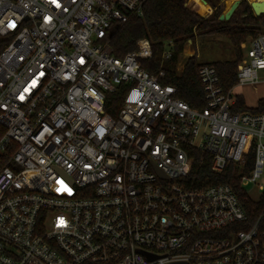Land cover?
Wrapping results in <instances>:
<instances>
[{"label": "built area", "instance_id": "built-area-1", "mask_svg": "<svg viewBox=\"0 0 264 264\" xmlns=\"http://www.w3.org/2000/svg\"><path fill=\"white\" fill-rule=\"evenodd\" d=\"M144 1L0 0V264H264V214L247 224L229 184L188 181L202 152L264 199V113L234 112L210 64L192 107L143 66L148 37L115 55ZM250 44L239 84L264 70V31Z\"/></svg>", "mask_w": 264, "mask_h": 264}, {"label": "trees", "instance_id": "trees-1", "mask_svg": "<svg viewBox=\"0 0 264 264\" xmlns=\"http://www.w3.org/2000/svg\"><path fill=\"white\" fill-rule=\"evenodd\" d=\"M213 8V12L204 16L188 5V0H145L143 13L130 14L129 20L120 25L110 37V45L117 56H124L136 48V42L143 37L152 41L153 56L143 60V66L154 75L160 77L164 85L178 88V96L186 100L194 108L206 107L204 86L199 74L202 65L210 64L217 70L220 84L225 91L233 90L239 85L238 66L244 56L243 43H248L264 31V14H256L249 0H241L239 6L229 20L220 16L225 9L222 0H205ZM222 36L227 38L233 49L232 59L216 60L211 63L200 61L193 55L187 58L182 68L178 63L189 43L198 38ZM172 41V55L164 57L167 44ZM126 84L109 95L107 107L115 116L124 102L127 92ZM233 111L264 113V97L258 100L256 107L247 105L242 95H236ZM3 129L0 127V134ZM204 157V159H203ZM212 157L199 152L195 158L192 171L188 176L192 187H206L212 184H229L238 195L247 214V224H254L264 214V199H252L241 183V168L231 164L222 173L211 169ZM264 224V219L262 220ZM240 225V224H239ZM245 228V227H241Z\"/></svg>", "mask_w": 264, "mask_h": 264}, {"label": "rangeland", "instance_id": "rangeland-1", "mask_svg": "<svg viewBox=\"0 0 264 264\" xmlns=\"http://www.w3.org/2000/svg\"><path fill=\"white\" fill-rule=\"evenodd\" d=\"M249 1L251 2L252 0ZM222 2L225 5V9L222 12V14H224L231 7V2L230 0H222ZM206 5L209 9V13H207V15H209L213 12V8L209 4ZM188 6L192 10H194L189 4V1ZM250 47L251 44L249 41L247 43V48ZM233 53L234 52L232 49V45L230 41L225 37L211 36L198 38L195 43L191 42L190 44H187L178 63V69L182 68L187 58L193 55L197 56V58L202 62L211 63L216 60L232 59ZM258 74L261 79L260 81L253 84H239L233 90L234 95H242L247 105L251 108L256 107L258 104V100L264 97V70H259ZM246 188L250 197H252L253 199L259 198L260 191L255 186L249 185Z\"/></svg>", "mask_w": 264, "mask_h": 264}, {"label": "water", "instance_id": "water-1", "mask_svg": "<svg viewBox=\"0 0 264 264\" xmlns=\"http://www.w3.org/2000/svg\"><path fill=\"white\" fill-rule=\"evenodd\" d=\"M206 4L207 1L203 0ZM240 4V0L236 1L235 4L231 7V9L229 11H226L224 14H222L220 16V19L222 20H229L231 18V16L234 14L235 10L237 9V7ZM251 7L253 9V11L256 14H264V0H252L251 1Z\"/></svg>", "mask_w": 264, "mask_h": 264}, {"label": "bare ground", "instance_id": "bare-ground-1", "mask_svg": "<svg viewBox=\"0 0 264 264\" xmlns=\"http://www.w3.org/2000/svg\"><path fill=\"white\" fill-rule=\"evenodd\" d=\"M236 1H238V0H230L231 7L235 4ZM189 4L192 6V8L195 11H197L198 13H200L202 15L206 16L207 13H209V9L203 0H189ZM187 5H188V3H187ZM231 7L229 8V10L231 9Z\"/></svg>", "mask_w": 264, "mask_h": 264}]
</instances>
